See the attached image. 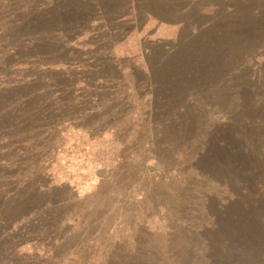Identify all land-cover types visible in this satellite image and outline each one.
Segmentation results:
<instances>
[{
  "label": "rangeland",
  "instance_id": "1",
  "mask_svg": "<svg viewBox=\"0 0 264 264\" xmlns=\"http://www.w3.org/2000/svg\"><path fill=\"white\" fill-rule=\"evenodd\" d=\"M49 1L0 3V264H171L181 198L197 231L179 264H264V191L246 195L241 220L203 219L215 188L196 191L212 131L234 117L264 148V0H99L121 21L95 20L88 0ZM65 12L73 30L56 32ZM25 198L29 215L5 219Z\"/></svg>",
  "mask_w": 264,
  "mask_h": 264
},
{
  "label": "trees",
  "instance_id": "2",
  "mask_svg": "<svg viewBox=\"0 0 264 264\" xmlns=\"http://www.w3.org/2000/svg\"><path fill=\"white\" fill-rule=\"evenodd\" d=\"M20 0H0V3L5 2V6L7 7L11 2L18 3ZM118 2V5L121 7V4L123 1H126L125 3L128 5L127 7H130L134 1H137L138 4H144L143 0H116ZM90 4H93V12H92V18L95 20L100 18H108V16H113L115 21H121L125 14L117 13L116 11H113L112 15H104L102 13V9L98 6L99 0H88ZM115 3V1L113 2ZM117 4V3H116ZM16 4L13 6L14 7ZM42 8L51 7L50 10L56 11L58 10V5L56 4V1H49V4L41 5ZM20 8H17L15 10L16 13H20ZM263 9H260L253 13L254 16V22H257L258 26L260 23H263L264 21V13H262ZM143 16H149V14L156 19H159L156 17L152 12L144 10ZM79 18V17H77ZM111 18V17H110ZM74 22L76 18L71 17L69 12L60 13V17L56 18L55 24V31L58 32V30H64L70 31L73 30L70 27L69 22ZM28 20L21 19L15 22V29L24 31L31 22L27 23ZM73 22L71 26H73ZM252 22L251 25H249L248 30L253 32L255 31L256 25ZM52 25V26H54ZM61 26V27H59ZM26 49V47H24ZM250 54L249 51H246V53L240 55V56H234V63L235 61H239L242 59V56L245 54ZM233 75L237 74L235 71L231 72ZM263 108V107H262ZM260 108V110L262 109ZM264 109V108H263ZM37 113V112H35ZM37 117L35 114L32 117H28L27 120H33ZM250 121V119L247 120H241L239 122V119H236V117L233 118V121L227 123V125H223L221 128L216 130L215 134L212 131V136L214 137L215 142L210 143V146L207 147V153H208V165L209 168L212 169V171H208V169L205 171H200L199 175L201 178H204L206 183L202 184L201 187H197L196 191L201 194L204 192H207V187H214V197L210 196L207 199L211 200L212 197L214 199V207L211 208V206L207 209V212L203 215V219L208 216L210 218V215L208 212H212L214 215V218L222 215H226V213H231L233 216H231L233 219L238 218V220H241L240 213H243V210L249 209V204L244 203L246 195L250 196L249 193L253 192L252 198H257V196H254L256 193L260 194L262 191H264V148L259 147L260 143L257 141L256 137L252 135V133H255L257 131V128L255 127V131H253L249 125L246 126V124ZM256 120H252L253 124ZM1 122V120H0ZM256 123V122H255ZM256 125V124H255ZM0 132L7 131L6 127L2 126L0 123ZM247 133H251L252 136H248ZM189 137V135L187 136ZM160 138V137H159ZM189 141V140H187ZM206 143V142H204ZM262 143V142H261ZM208 144V143H207ZM182 148L178 149L176 152L173 153V156H177L183 150L185 147L188 146V143L182 144ZM185 153V152H184ZM188 152H186L187 154ZM193 158L190 159L189 156L184 157V161L188 162L189 159L191 161L197 160L199 163L201 160L204 159V154L202 151H193ZM189 157V158H188ZM186 159V160H185ZM212 161V162H211ZM195 163L194 167L195 169H198L200 165ZM188 164V163H187ZM190 167V165H189ZM188 168V167H187ZM213 176V184L209 185L208 182H211V177ZM183 186L185 188L190 189L192 186L190 184V177L187 179H183ZM180 200V199H179ZM186 198H181V206L179 209L176 207L173 209L172 219L176 223L175 228H170L167 237H170L171 240H167V246L165 248V253L162 255V258L165 260L172 261L171 264H179V261H176V257L174 256L176 250L181 251L183 248L181 247L180 243L183 242V240H187L190 238H196L194 237V232L197 230L193 229V221L191 218H188L186 216V213H190L192 210L191 204H186L183 201H185ZM31 198H25L17 201L14 206L12 212H7L4 215V218L12 217L13 214L16 215V213L21 215V213L24 211L25 215H29V210L34 206L31 203ZM183 206L186 208L184 209ZM257 207V205H256ZM194 212L188 214L193 215ZM202 213H196L195 216L200 217ZM28 225V224H27ZM182 225V226H181ZM29 232L28 228L25 229ZM167 232V231H166ZM30 234V233H29ZM186 247H189L188 244L185 245ZM158 253L156 252V256L158 257ZM114 257L119 260V262H122L123 257L121 256V253H116ZM161 258V257H159ZM55 260L61 264L60 259L57 255H55ZM161 260V259H158ZM175 260V261H174ZM163 261V260H161Z\"/></svg>",
  "mask_w": 264,
  "mask_h": 264
}]
</instances>
